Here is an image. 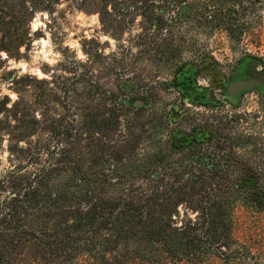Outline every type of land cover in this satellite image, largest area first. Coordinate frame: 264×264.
I'll list each match as a JSON object with an SVG mask.
<instances>
[{
    "label": "trees",
    "instance_id": "obj_1",
    "mask_svg": "<svg viewBox=\"0 0 264 264\" xmlns=\"http://www.w3.org/2000/svg\"><path fill=\"white\" fill-rule=\"evenodd\" d=\"M65 1L97 14L108 31L122 32L137 15L150 28L168 26L167 10L176 11L175 21L189 11L202 18L199 25L233 37L243 25L234 8L223 6L229 0H212L218 5L210 13L201 1ZM60 2L0 0V51L19 59L32 18L51 17ZM160 43L170 47L173 37L165 34ZM73 66L77 71L60 76L58 92L48 94L45 78L16 70L4 78L16 96L0 94V140L6 138L16 162L0 174V264H177L209 253L228 261L238 252L231 248L234 202L263 209L264 171L242 163L238 178H231L204 158L173 159L182 148L174 130L167 131L160 116L141 113L135 102L143 100L128 95L132 84L106 92L83 61ZM30 82L35 89L28 99L23 93ZM48 97L61 109L51 118Z\"/></svg>",
    "mask_w": 264,
    "mask_h": 264
},
{
    "label": "rangeland",
    "instance_id": "obj_2",
    "mask_svg": "<svg viewBox=\"0 0 264 264\" xmlns=\"http://www.w3.org/2000/svg\"><path fill=\"white\" fill-rule=\"evenodd\" d=\"M197 1L205 2L208 13L218 5L212 0L185 3ZM223 6L234 8L236 22H243L236 37L224 28L199 25L202 18L189 11L175 21L176 11L167 9L162 17L170 22L168 26L150 28V22L137 15L122 32L108 31L97 14L76 11L61 0L51 17L36 13L32 18L30 37L26 49L20 47L19 59L0 51V94L16 96L4 79L10 76L9 70L45 78L48 94L51 89L57 91L60 76L71 77L77 71L73 64L83 61L90 78L106 92L117 91L120 82L132 84L128 95L143 100L141 113L160 116L167 131L173 129V137L183 143L173 159L184 157V164H189L204 158L220 165L231 178H238L244 166L264 171V87L231 100L223 94L236 64L251 58L264 70V0H229ZM165 34L173 37L170 47L161 46ZM15 54L12 50L11 55ZM33 84L25 87L28 99ZM49 97L45 106L51 118L61 109L58 99ZM8 147L6 138L0 140V174L16 162ZM210 165L203 167L205 171ZM231 220V248L238 252L228 261L209 253L199 262L177 264H264V207L257 209L238 199Z\"/></svg>",
    "mask_w": 264,
    "mask_h": 264
},
{
    "label": "flooded vegetation",
    "instance_id": "obj_3",
    "mask_svg": "<svg viewBox=\"0 0 264 264\" xmlns=\"http://www.w3.org/2000/svg\"><path fill=\"white\" fill-rule=\"evenodd\" d=\"M246 60V59H244ZM242 78L244 80H260L257 84H254L253 86L249 88H245L241 91L234 92L232 94L227 92V86L234 81L235 79ZM230 83L226 84V87L224 89V96L229 100L237 97H241L243 94L245 95L246 92L250 90H260V88L264 87V70L261 66H258V64L250 58V60H246L242 64H236L235 67H233L231 74H230ZM192 144H194V141H191ZM180 146H183V143L177 142Z\"/></svg>",
    "mask_w": 264,
    "mask_h": 264
},
{
    "label": "water",
    "instance_id": "obj_4",
    "mask_svg": "<svg viewBox=\"0 0 264 264\" xmlns=\"http://www.w3.org/2000/svg\"><path fill=\"white\" fill-rule=\"evenodd\" d=\"M260 80H243V79H237L233 82H231L228 86H227V92L232 94L234 92H237L238 90L241 89H245V88H249L251 86H253L254 84H257ZM141 103V101H136L135 104L139 105Z\"/></svg>",
    "mask_w": 264,
    "mask_h": 264
},
{
    "label": "bare ground",
    "instance_id": "obj_5",
    "mask_svg": "<svg viewBox=\"0 0 264 264\" xmlns=\"http://www.w3.org/2000/svg\"><path fill=\"white\" fill-rule=\"evenodd\" d=\"M34 20H35V19H34ZM33 24H34V22H33ZM33 24H32V25H33ZM35 24H36V23H35ZM33 26H34V25H33ZM35 26H36V25H35Z\"/></svg>",
    "mask_w": 264,
    "mask_h": 264
}]
</instances>
